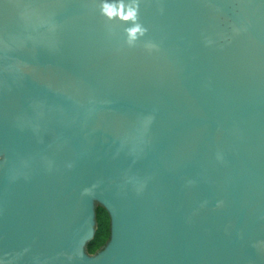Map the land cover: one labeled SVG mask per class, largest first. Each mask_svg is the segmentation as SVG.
Here are the masks:
<instances>
[{
	"label": "water",
	"instance_id": "water-1",
	"mask_svg": "<svg viewBox=\"0 0 264 264\" xmlns=\"http://www.w3.org/2000/svg\"><path fill=\"white\" fill-rule=\"evenodd\" d=\"M0 264H264V0H0Z\"/></svg>",
	"mask_w": 264,
	"mask_h": 264
},
{
	"label": "trees",
	"instance_id": "trees-1",
	"mask_svg": "<svg viewBox=\"0 0 264 264\" xmlns=\"http://www.w3.org/2000/svg\"><path fill=\"white\" fill-rule=\"evenodd\" d=\"M97 226L94 237L87 243V250L96 252L106 241L111 231V218L108 210L100 203L96 205Z\"/></svg>",
	"mask_w": 264,
	"mask_h": 264
},
{
	"label": "clouds",
	"instance_id": "clouds-1",
	"mask_svg": "<svg viewBox=\"0 0 264 264\" xmlns=\"http://www.w3.org/2000/svg\"><path fill=\"white\" fill-rule=\"evenodd\" d=\"M105 11H106V13H107L109 16H113V15L119 14V15H121V17H122L123 19H125V20H127V19H131V18H134V16H135V12L132 11V10H129L128 13H127V15H124V13H123V7H122V6H121V9H120L119 13H117V10H116L114 7L109 6V5H106V6H105ZM137 31H139L138 28H137V29H133V30H132V35L135 36V33H136Z\"/></svg>",
	"mask_w": 264,
	"mask_h": 264
}]
</instances>
